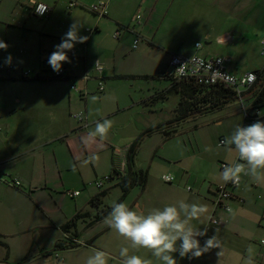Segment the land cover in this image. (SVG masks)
Masks as SVG:
<instances>
[{
  "label": "rangeland",
  "instance_id": "1",
  "mask_svg": "<svg viewBox=\"0 0 264 264\" xmlns=\"http://www.w3.org/2000/svg\"><path fill=\"white\" fill-rule=\"evenodd\" d=\"M21 1L16 9L15 0H8L3 4L4 7L0 11V38H6L11 42V47L19 51H28L26 45L32 47L31 49H42L43 60L48 48H54L61 42L62 36L75 20L82 25L79 34L86 36L87 29L94 28L98 21V17L87 8L80 6L70 11L66 4H62L51 17L41 18L29 10L25 0ZM222 13L195 14V8L192 14L172 11L166 16L164 25L156 34L158 42H154L155 46L144 40L134 48L133 38L130 39L129 35L124 33L120 40L112 37L111 44L119 46L125 59L121 63L125 66V72L122 76L111 78L105 75L104 92L98 89L99 79L91 80L87 88V99L78 91L80 87H84V79L80 77L84 75V61H76L74 57L70 58L71 63L63 64V67H68L71 75H77L69 84L63 79H46L47 81L42 83L34 79H23L20 76L21 71H30L31 76H34L36 70L27 58L21 56L22 53H18V61L12 63L14 71L11 75L17 78H8L6 71H0V110L2 107L5 111L8 104L40 106L39 110L33 111L40 116L39 124L42 125L36 132L40 135L44 130L47 133V129L53 130V134L67 131L56 143L48 146L47 151L49 154L57 152L60 158L72 165L63 171L65 183H62L60 174L61 181L53 191H40L31 197L21 195L14 189L0 193V239L4 242L0 243V264H85V254L89 248L86 241L98 230L108 227L104 222L106 216L101 222L95 221L92 224H95L94 226L90 223L95 216L102 214L104 208L111 207L113 201L126 203L130 208H135L138 201L151 205L163 194H173L186 201L189 194L199 191L201 183L204 188L212 183L214 175L212 178L207 176L209 170L213 174H219L222 172V161H233L237 152L228 151L225 146L220 145V140L230 136L237 125L244 127L242 105L238 100L229 102L223 108L188 118L177 126V131L170 136L164 135L162 131L146 133L147 130L173 117L179 104L180 95L175 90H170L165 97L157 98L160 92L172 85L171 79L165 74L171 75L168 64L173 54L191 55L195 52V43L199 41L203 48L198 53L237 55L234 64L241 70L264 63L262 45L259 43L264 31L255 26L248 27L244 21L239 20L235 24L226 25L230 15L224 11ZM162 18H165L163 11L157 16V22ZM129 23L134 24L132 20ZM245 26L247 30L241 34L239 30ZM225 33L233 35L234 43H223L219 40V36ZM87 42L75 45L73 50H78V56L85 53ZM49 45L51 47H48ZM0 62L8 65L3 58ZM109 70L112 71L111 66ZM43 75L51 77L52 73L47 70ZM73 84H76L78 89L72 88ZM17 95L21 97L22 104L15 102ZM92 97H96V100L93 101ZM245 98L246 95L244 100ZM85 110L92 121H112L106 139L88 137L95 125L85 130L80 129V123L73 114ZM9 119L11 122H17L15 127L19 126V113ZM1 120H8V114L5 118H0ZM49 123L53 125L47 126ZM17 130L19 131V128L15 129L16 133ZM0 136H4V132ZM40 137L38 136V139ZM134 142L138 143L136 166L149 172L148 187L143 190L141 185H136L123 199L121 188L115 185L116 180L105 178L112 170V158L114 157L116 165L120 166L123 163L120 151ZM206 148L210 150L206 151ZM92 156L97 159L90 160ZM164 174H172L175 180L172 183L165 182L162 179ZM100 180H105L102 187L95 184ZM244 184L248 185L246 197L240 196L242 200L230 202L233 209L231 213L220 214L228 220L224 226L209 223L213 208L211 212H206L202 216L204 220H200L195 226L204 230L208 226L202 239V247L208 238L223 231L220 236V248H213L200 257L193 258V262L187 257V260L183 261L185 264H197L198 261L205 264L238 262L233 252L227 251L228 247L242 251L249 244L256 250H264L260 245L264 238V229L259 224V219L264 213V192L260 186H254V181L247 179ZM76 190H79L80 194L72 197L69 193ZM106 190L103 202L93 205L92 197ZM37 200L41 202L40 206ZM152 209L151 205L147 211ZM80 210L90 212V217L80 218L76 226L82 245L55 251V242L65 238L60 226ZM50 216L54 219L53 223ZM38 223L46 227L28 230ZM262 225L264 227V219ZM74 229L72 228L71 232ZM109 233L107 231L105 236L101 235L94 245L112 252L116 258L110 244H116L114 242L117 236ZM236 233H240V236ZM179 243L178 241L177 245ZM50 254L52 257L46 258ZM109 262L116 263L108 258Z\"/></svg>",
  "mask_w": 264,
  "mask_h": 264
},
{
  "label": "crops",
  "instance_id": "2",
  "mask_svg": "<svg viewBox=\"0 0 264 264\" xmlns=\"http://www.w3.org/2000/svg\"><path fill=\"white\" fill-rule=\"evenodd\" d=\"M7 1L8 0H0V11L4 7L3 4H6ZM42 1H44L51 7L50 13L47 16H45L47 18L51 17V15H53L55 11H57V9L62 4H66L68 6L70 2V0H42ZM76 1L78 3L77 6L72 8L70 11L82 6V7L87 8L90 12H92L89 9V6L100 0H76ZM104 1L107 2V15L103 17H98L94 12H92L94 15L98 17V21L94 27L95 32L92 34H89L87 32L88 33L87 36L89 38L87 40L88 46L85 49V53L83 52L80 54V56H78L79 52L77 49L73 50L72 52H68L69 58L74 57L76 61H79V59L84 61L85 66L83 69L84 71L83 74L87 72L90 75V79L87 82V88L90 85L91 80L99 79V82H100L101 80H104L106 78L105 75H107L108 78L109 77L111 78L113 76L117 77V76H122L124 74L125 71L123 68L125 66H122L121 63L125 59L123 58L122 53H120V50L118 48L119 46H114V44H111V41H113L112 39L115 38L114 33L117 30H121L122 33L119 38H115V39L120 40V38L123 36V33H124V34H128L130 39L133 38V44H134L135 39L138 38L140 41L147 40V42L155 46V43L158 42L156 40V37H157L156 34L164 25L166 16L169 15L172 11L180 12L181 14H192L195 8V14H198L201 12V14L208 13L212 15L215 14V12H219L223 14L222 11H224L225 14L230 15L227 18L226 25L235 24L239 20V21H244L248 27L255 26L264 31V0H104ZM21 2H22L21 0H15L14 9H16L17 6H19ZM24 2L27 4V6H29V10L34 13L30 0H25ZM24 5L25 4H23V6ZM161 11L165 12V18H162L160 22H157V16L159 15ZM138 12H142L144 14L140 22L135 20V16L138 14ZM131 20L134 22L133 25L129 23ZM226 25H224V27ZM170 27H171L170 24H168V29H170ZM246 30L247 29L245 26V28L240 29L239 31L242 32L241 34H243ZM261 39L262 38H260L259 40L260 44H261ZM0 40H3L5 43L8 44L7 50L0 49V59L3 58L4 60H6V58L9 55H11L12 57L11 65H12V63H14L15 61H18L16 59L17 56L19 55L18 53H22L21 56L24 58H27L26 60L33 64V68H35L36 70L34 73V76L39 75L41 77V79H38L39 81L38 83L45 82L49 79L51 80L55 79V78H51L46 75H43L44 71H47V70H50V72L52 73L51 67L47 64L45 65L43 61L48 59V57L55 50V48H48V50L46 51V57H45L46 59L44 58L43 60L42 59V51H43L42 49L40 50H36L35 48L31 49L32 47L29 48L28 45H26L28 51H19L13 48V46L11 47V42L7 41L6 38L5 40L3 38H0ZM219 40L222 41L223 43H231V42L234 43L233 35L230 33H225L223 35H220ZM198 42L195 43L194 53H198L199 50L203 48V44L201 42L200 43L202 44V47L199 49L196 48V44ZM23 46H25V44ZM48 47H51V46L49 45ZM183 55H187V54H183ZM200 55L206 56V57H213V56L221 55V54L208 55L205 53V54H200ZM222 55L227 56L231 59L228 65V68L235 75H241L248 71H258V70L264 69V63H262L259 66H256V67H253L247 70H241L238 68V65L234 64V60L237 58V55L232 56L229 53L222 54ZM38 60H39V63H38ZM97 61L103 64L102 72L97 71L95 68ZM110 66L112 68V71L109 70ZM65 68L68 71V67L65 66ZM13 71L14 69L11 70L10 72L6 71L8 73V78H17L14 75H11ZM22 72L23 71H21V74ZM68 74H69V78L63 79L67 84L69 81L77 77L76 73L75 74L73 73L74 76L71 75V73L69 72ZM80 77H82V75ZM58 80H61V79H58ZM251 89L248 92H246L245 94L246 98L244 100V103H245V106L248 108V111L253 113L255 110V107L252 105L253 98L251 95ZM169 91H170V88L165 91L160 92L157 98L165 97ZM88 95H89L88 89H87L86 95L81 94V96L85 97V99H87ZM237 100L240 102L239 99ZM15 102L17 104H22L21 97L19 95H17V97L15 98ZM40 108H41L40 106H24V105L19 106V105H9L8 104V106H6L5 108V111H3V108L1 107L2 112L0 110L1 112L0 118H5L8 114V120L2 121L3 120L2 119L0 121V127L1 126L3 127V129L1 127L0 134L4 132V136H0V175L8 176L11 178H18L22 180L23 185L21 188H14L4 183H0V193L3 191L8 192V189H14L21 195L31 197L34 193H38V192L40 193V191H53L54 188L57 187L58 183L61 180L63 184L65 183L62 177L63 171L65 169L71 168L72 165H69L70 163L60 158L57 152H53L52 154H49V152L47 151V147L56 143L61 138L62 134H64L67 131L63 130L62 132L53 134L52 133L53 130L47 129L46 132L48 134L45 133V130H44L40 133V135H38L36 130H39V128H41L40 127L41 123L39 124L41 120L39 119L40 116L37 115L33 111L39 110ZM260 108L263 111V117L260 119V121L264 122V106ZM241 110L243 113L242 106H241ZM84 112L88 116L87 110H85ZM17 113H19V119H18L19 126L17 125L18 127H15L14 125L17 122L16 121L11 122L9 117H12L14 114H17ZM243 116H244V113H243ZM173 117H171L170 119L160 124L165 125ZM88 119L92 123L91 126L89 127L91 128L93 125H95L96 121L90 120L89 116H88ZM50 125H53V123H49L47 126H50ZM249 125H251V123L248 121L246 122L245 116H244V127L249 126ZM33 126H36V127L32 128ZM79 127L81 130L87 129V128H83L81 124L79 125ZM16 128H19V131L17 130V133L15 131ZM21 131H23V133H21ZM38 136H41V137L38 139ZM135 143L136 142L132 143L130 146L120 151V156L123 158V163L120 166L116 165L114 157L112 158V170L113 168H116L123 175V174H127L129 169L131 168H134L136 170L140 169L139 167L136 166V156H137V151H138V145L135 151L134 152L132 151V147ZM237 155L238 153L234 157L235 161L237 159ZM233 161H222V162L232 163ZM146 171L148 172V170ZM60 174H61V178H60L61 180L59 181ZM208 174L207 176L209 177L211 176V178L214 175L212 183L207 188H204L203 183H201L199 186V191L195 194L193 193L189 194L188 199L185 201L189 204L196 203V204L206 205L207 213L208 211L209 212L212 211L213 199H214L216 187L219 184L224 182L221 178L220 173L213 174L209 170ZM148 177H149V172H148ZM247 179L250 182L254 181L255 182L254 186L256 187L260 186L261 187L260 189L264 192V179L260 181H256L251 176L249 177L248 175H243V180L241 182V185L235 190V194L237 197H240V196L246 197V193L248 192V185L247 184L245 185L244 182ZM114 180H116L115 183H117L118 179H114ZM147 187H148V179H147L146 186L142 189L146 190ZM189 190L192 191L191 188ZM76 191H79V190H76ZM179 200H183V199H179L173 194H163L159 198H156V200L152 202L151 205L153 208H163L166 205L176 204ZM237 200L238 199H233L230 202L237 201ZM37 201L40 206L41 202L39 200ZM138 204L144 212L147 211L148 208H151V205H149L148 202L141 203L138 201L136 203V206ZM80 211L84 212L83 210H80ZM77 212L75 214H77ZM202 216L198 220L192 221V224L194 227L200 220L201 221L204 220ZM50 219L53 223L54 222L53 217L50 216ZM263 219H264V213H262L261 219H259V224L264 229L262 225ZM227 221H228L227 219L223 218V223L219 226H224V224ZM98 222H101V220H98ZM90 224L92 225L93 222ZM45 227L46 226H43L41 223H38V224L33 225L28 230L30 229L38 230V229H42ZM200 230L204 231V228L203 229L200 228ZM107 231L110 232L109 233L110 235L117 236V238L115 237L116 241L114 242L116 244H113V246L112 244H110L111 250L116 253V256H117L116 258L113 257L112 252L110 251L107 252L94 245L96 241L97 242L99 241L100 239L99 237L101 235L105 236ZM222 233L223 231H219L216 235L219 245H221L220 236L222 235ZM236 235L240 236V233H236ZM203 237L204 236L198 237V240L200 241L201 246L203 244L202 242ZM78 240L80 242L81 240L80 235H79ZM88 242L90 243L88 244ZM86 244L88 245L89 248H87L88 250L85 254V257L88 258V256L92 255V251H91L92 249H99V250L105 251L108 254L109 259L116 261V263L109 262L108 264H120V261L122 258L119 256V251L122 247H129L130 255H133V254L139 255L142 258L151 260L152 264H161L159 260H157L155 257L152 256L150 250L143 249V248H140L138 250L132 249L130 247V242L127 241L124 237L120 236L115 230L111 229L109 226L105 227V229L102 228L98 230L97 232H95L89 238V240L86 241ZM249 248H251L253 251L254 264H264V250L263 249L256 250L249 244H247L245 249L242 251H238L236 250V248L231 250V248L228 247L227 251L229 250L230 252H233L232 253L233 256L237 258L238 260V262L234 263L235 262L234 261L232 264H246ZM173 256L177 260V264L186 263L183 261L184 259L187 260V257H183V258L180 257L178 252L174 253ZM51 257H52V254L47 255L46 258H51ZM189 260L193 262V258ZM4 264H8V263L4 262ZM197 264H205V263L203 261L202 262L198 261Z\"/></svg>",
  "mask_w": 264,
  "mask_h": 264
},
{
  "label": "clouds",
  "instance_id": "3",
  "mask_svg": "<svg viewBox=\"0 0 264 264\" xmlns=\"http://www.w3.org/2000/svg\"><path fill=\"white\" fill-rule=\"evenodd\" d=\"M81 27L79 21L75 20L62 36L61 42L54 46L55 50L48 57V64L55 73L61 72L64 63H71L68 52L72 51L76 44L87 42L89 37L79 34ZM7 48L8 44L0 40V49L7 50ZM11 61L12 57L9 55L5 63L10 65ZM92 100L95 101L96 97H92ZM111 127L112 121L109 119L97 121L94 130L88 133V137H99L100 140H104ZM221 144L228 151L235 150L238 153V161L225 164L220 173L225 183L238 185L242 175L251 176L256 181L264 179V122L257 120L246 127L237 125ZM89 159L95 160L97 157L92 156ZM206 212V205L189 204L184 200L163 208H153L147 214L139 204L135 208H130L126 203L113 201L111 211L104 222L129 241L132 249H148L161 264H177L174 253L178 252L180 257L191 259L198 258L213 248H220L216 235L208 238L203 247L197 239L206 235V229L201 231L193 226L192 221L198 220ZM178 241L179 245H177ZM91 251L92 255L88 256L85 264H108V254L105 251L99 249ZM119 256L122 258L120 264H152L149 259L130 255L129 247H122ZM246 264H254L251 248L248 249Z\"/></svg>",
  "mask_w": 264,
  "mask_h": 264
},
{
  "label": "built area",
  "instance_id": "4",
  "mask_svg": "<svg viewBox=\"0 0 264 264\" xmlns=\"http://www.w3.org/2000/svg\"><path fill=\"white\" fill-rule=\"evenodd\" d=\"M30 3L32 5V9L35 13V15L43 18L47 16L50 11L51 7L45 3L42 0H30ZM76 0H70L68 4V9L71 10L72 8L77 6ZM45 9H47L45 11ZM89 9L94 12L98 17H103L107 15V2L104 0H100L96 3H93L89 6ZM37 10L43 12L41 14ZM143 16L141 12H138V14L135 16V20L139 21L142 20ZM87 32L89 34H92L95 32L94 28H88ZM121 30H117L114 33L115 38H119L121 35ZM140 40L137 38L134 41L133 47L137 48L139 46ZM261 45L262 49L261 52L264 55V36L261 39ZM202 44L198 42L196 44V48H201ZM231 59L227 56L223 55H216L213 57H206L202 56L198 53H194L192 55H183L180 53L173 54L171 56V59L169 61V68L171 69V75L175 80H183V79H194L196 82L200 84H206V85H213V84H223L226 87H231L235 90L237 98L242 103L243 107V113L245 116V120L247 119L248 122L251 124L256 122L257 120H260L263 117V111L261 108H255L254 112L249 114L248 108L245 106L244 103V96L246 92H248L256 83L258 79V74L256 71H248L241 75H235L233 74L229 68L228 65L230 63ZM183 65V66H182ZM96 70L99 72L103 71V64L100 62L96 63L95 66ZM14 67L12 65H5L2 62H0V71H7L10 72L13 70ZM67 75V70L65 67H62V70L59 74L52 71V78L56 79H65ZM37 76V75H35ZM35 76H31L30 71H23L21 74V77L24 78H32ZM81 78L84 79V87L79 88V92L82 95L87 94V82L90 79L89 73H85ZM75 82V81H74ZM70 81L68 82V84ZM72 88L78 89L76 84L72 85ZM105 90V85L103 80L99 82V91L103 92ZM81 114H83L81 116ZM74 118L78 120V122L81 124L83 128H89L91 126V122L88 119V116L85 112H79L73 114ZM1 131V127H0ZM224 139L220 140L221 142ZM238 161V155L237 159ZM242 162V161H239ZM225 164H230L227 162H221V169L223 170V167ZM167 177V179H166ZM109 176H106L105 180H108ZM162 179L165 182L171 183L174 181V176L171 174H164L162 176ZM105 180L96 181V185L98 187H102L104 185ZM243 180V175L241 176L240 183L238 185H235L231 182L228 183H221L219 184L215 189V195L213 199V213L210 219V224L219 226L223 223V218L220 216L221 213H229L232 211V206L230 204V201L233 199L242 200L240 197H237L235 194V190L241 185V182ZM0 183H4L6 185L12 186L14 188H21L22 182L18 178H11L8 176H2L0 175ZM190 189V187H189ZM72 197L77 196L80 194V191L70 192L69 193ZM261 246L264 248V239L260 241Z\"/></svg>",
  "mask_w": 264,
  "mask_h": 264
},
{
  "label": "trees",
  "instance_id": "5",
  "mask_svg": "<svg viewBox=\"0 0 264 264\" xmlns=\"http://www.w3.org/2000/svg\"><path fill=\"white\" fill-rule=\"evenodd\" d=\"M43 63L48 64V59L43 61ZM256 72L258 74V79L251 89V95L253 98L252 105L255 108H260L264 106V69L258 70ZM165 76L171 79L172 85L170 87V90H175L180 95V101L175 109L174 117L169 122H167L165 125H158L155 128H151L147 130L146 133L162 131L164 135L170 136L177 131V126H179L182 121H185L186 119L198 114H204L223 108L229 102L238 99L235 90L231 87H226L223 84L206 85L200 84L194 79L175 80L172 76L167 75V73L165 74ZM22 78L34 80L41 79L39 75L33 78ZM68 78L69 74L67 71L65 79ZM248 113L251 114L250 111H248ZM137 145V142L133 145V152L135 151ZM108 176V180L110 181L118 179L115 185L121 188L122 198L124 199L134 186L141 185L142 188L146 186L148 172L143 169L136 170L134 168H131L129 169L127 174L122 175L116 168H113L112 172ZM106 194L107 190L93 196L91 199V203L93 205L101 204L103 202V196H105ZM110 211L111 207L104 208L102 214H98L97 216H95V219L92 222L94 223L95 221L101 220L102 218L107 216ZM83 217H90V212H77V214H75L73 218H71L61 227L64 231L65 238L57 240L55 242V251L76 248L82 245V243H80L78 240L79 232L76 230V226L79 219ZM72 228H75L73 232H71ZM0 243L4 244L1 239ZM89 243L90 242H88V244Z\"/></svg>",
  "mask_w": 264,
  "mask_h": 264
}]
</instances>
